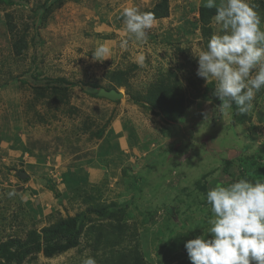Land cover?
I'll list each match as a JSON object with an SVG mask.
<instances>
[{
    "label": "rangeland",
    "instance_id": "1",
    "mask_svg": "<svg viewBox=\"0 0 264 264\" xmlns=\"http://www.w3.org/2000/svg\"><path fill=\"white\" fill-rule=\"evenodd\" d=\"M155 1L0 0V243L10 238L25 241L33 231L40 233L42 227L53 224L52 220L63 214L57 213L52 220L48 213L42 215L37 204L40 199L33 197L38 191L28 194L30 186L22 185L20 180L26 183L32 176L49 175L47 168L63 176L53 162L43 163L58 153L70 156L76 149L72 145L87 142L82 140L85 134L102 136L104 129L100 126L121 100L93 96L84 90V85H115L112 76L122 70L119 64L126 65L127 85L118 87L127 96L122 98L126 100V110L134 107L144 115L151 112L154 118L161 117L159 130L165 140L152 150L146 140L143 149L149 151L148 155L124 171L122 182L86 188L94 200L82 199L78 210L70 207L67 216L89 205H117L105 217L86 214L78 246L52 256L43 250L33 251L22 264H82L88 256L99 263L105 256L129 255L131 251L135 254L128 257L130 264L137 260L140 264H191L184 245L207 233L211 218L205 199L207 189L241 178L264 181V129L259 130L263 134H256L254 126L245 119L242 122L246 125L241 126L240 113L234 116L233 108L221 112V101L213 95L215 82L208 86L211 92L198 96L191 93L199 101L186 110L185 123L166 122L147 104L132 100V96L147 95L150 84L167 71L156 74L148 85V80L143 79H148V71L143 69L139 75L142 80L137 81L134 75L140 68L136 62H129L128 55L134 57L132 51H141L144 44L137 42V48L128 44L120 52V32L114 29L119 27L123 7H136L144 13ZM172 6L175 11L181 4L172 0ZM259 6L255 10L264 27V8ZM190 8L194 11L196 5ZM191 17L194 16L189 12L188 19L198 22L203 34V24L219 33L220 26L214 19ZM125 39L129 43L136 41L128 33ZM99 44L110 48L111 58L93 59L92 53ZM57 77L69 81L60 93L47 86ZM36 94L40 96L37 102ZM181 130H185L184 136ZM4 145L34 155L39 167L22 164L21 157L16 158L14 165L2 167ZM22 172L28 174L25 179L19 175ZM9 192L15 195L10 197ZM96 226L99 230H92ZM109 235L119 237L118 243L105 246L102 237ZM0 263L9 264L1 253Z\"/></svg>",
    "mask_w": 264,
    "mask_h": 264
},
{
    "label": "crops",
    "instance_id": "2",
    "mask_svg": "<svg viewBox=\"0 0 264 264\" xmlns=\"http://www.w3.org/2000/svg\"><path fill=\"white\" fill-rule=\"evenodd\" d=\"M176 1L181 4V7L178 8L179 10L175 9L174 11L172 0H169L170 14L166 17L154 19L153 27L148 30L147 40L141 42V44H144L141 51L136 53L132 51L131 56L134 57L128 55V58L130 60L129 62L132 63L133 61L135 62V57L138 54H143V66H140L136 62L140 70L136 72L134 77H137V81L142 80L139 77L140 72L143 69L147 70L148 79L145 77L143 79L148 80V85L153 82L160 72L168 70L175 71L180 79L183 92L188 98V108H191V106L195 107L199 101L198 97H193L191 93H194V96H198L201 92H211L209 88L211 82L207 83L205 81L203 83L204 79L198 77L196 74L198 62L192 52L197 49L196 46L201 48L200 45H202V48H206L208 39L216 33L212 31V34L209 36L204 35L201 31V25L198 22H192L191 19H188L189 12H191L194 16L191 18H197L199 20L202 8H206L203 6L204 0ZM250 3L254 8L260 4L263 6H259V8H264V0H250ZM193 4L196 5L194 11L190 8ZM214 17L211 18L214 19ZM118 25V29L114 30L120 32V35L117 37L120 44V40H124L127 34L124 30L122 17H120ZM117 40L115 43H117ZM129 44H132V47H138L137 41L130 42ZM120 52H124V49H121ZM118 68L125 70L126 65L119 64ZM136 90L141 91V88L136 86ZM124 96L127 97L126 95ZM120 100L118 105H114L113 111L110 112L106 121L100 126L104 129L102 136L97 137L85 134L82 140L87 142L85 144L79 142L78 144L72 145L76 149L70 156L67 153H65V156L62 153H58L52 155V159L43 163L44 165H50L53 162L54 168H57V171L60 170L63 176L59 175V172L54 173L52 169L47 168L49 175H45L44 177L38 176V178L32 176L26 183H23L24 180H20L22 185L30 186V189L27 190L28 194H33V190L38 191L37 194L34 192L33 197L40 199L37 204L40 211H42V215L45 216L48 213L50 220H52V216L61 212L63 214H59L60 217H67L66 214H69L70 207L74 206V209L78 210V207L83 203V198L76 197L71 188L73 189L79 186L83 190L86 188L90 190L96 187H102V185L111 186L116 182H122L124 171L134 164L136 160H140L148 155L149 151L143 149V144L146 140L151 143L149 146L150 150L163 145L165 140H162L163 135L159 130V120L161 117L156 119L151 112H148V115H144L142 112L139 113L134 107H131L127 111L126 100ZM91 120L94 121V118L92 117ZM181 120L183 123L186 122L187 112ZM245 122L250 123L249 125L251 127L254 126L253 131H256L258 135L260 134L259 130L264 129L262 128L264 126V91L260 90L256 94L255 100L253 101V108L248 112V119ZM245 122L240 123V125H246ZM184 134L185 130H181V135L184 136ZM157 140L161 142L156 144L155 141ZM166 142L168 141L166 140ZM7 146L4 145L6 148ZM4 147V165L2 167L10 163V165H14L17 162L16 158L19 157L22 158V164H29V166L35 168L39 167L40 163H38L37 158H34V155ZM5 150L7 151L5 152ZM72 150L70 149V151ZM17 166L20 167L21 165ZM25 166L23 165L22 167ZM84 183H88V186L84 185ZM29 196L31 202H33L34 199L31 195ZM56 219L57 217L54 220ZM54 220L52 221L55 222Z\"/></svg>",
    "mask_w": 264,
    "mask_h": 264
},
{
    "label": "clouds",
    "instance_id": "3",
    "mask_svg": "<svg viewBox=\"0 0 264 264\" xmlns=\"http://www.w3.org/2000/svg\"><path fill=\"white\" fill-rule=\"evenodd\" d=\"M203 6L216 9L214 20L220 30L211 35L206 48L192 52L198 62L196 74L207 83L215 82L213 95L221 101V112L234 104L240 114H245L264 88L261 18L250 0H204ZM121 16L125 32L137 42H145L154 25L153 14L123 7ZM128 44L124 39L120 48L126 50ZM92 56L97 61L111 58L110 48L99 44ZM135 62L143 66V54H138ZM205 199L211 212L207 233L184 245L191 264H264V181L241 178L216 183L207 189ZM82 264L97 261L88 256Z\"/></svg>",
    "mask_w": 264,
    "mask_h": 264
},
{
    "label": "trees",
    "instance_id": "4",
    "mask_svg": "<svg viewBox=\"0 0 264 264\" xmlns=\"http://www.w3.org/2000/svg\"><path fill=\"white\" fill-rule=\"evenodd\" d=\"M144 12L152 13L154 19L166 17L170 14L169 0H158L151 8L146 9ZM215 14V8H202L201 10V18L204 20L210 19L215 16ZM203 30L205 34L209 36L212 32V27L208 26L207 29L204 25ZM112 78L115 85L105 86L107 89H118L120 86L127 85V72L124 69L117 70ZM68 83L69 81L67 79L57 77L52 79L47 86L50 85L54 91L60 93L62 86H65V84ZM93 85L100 86L99 84ZM39 90H41V86ZM39 98L40 96L36 94L35 102H37V100L39 101ZM131 98L136 103L147 104L151 111L159 114L162 116L164 121L169 123H175L181 120L188 108V98L183 92L177 73L172 70H168L166 73L160 74L158 79L153 84H150L147 95H139L137 97L132 96ZM232 108L234 110L233 112H235L234 116H236L238 114V109L234 104ZM244 119H248V112L240 114V122L244 121ZM71 190L74 192L76 197H82L86 202L94 200V196L90 195L89 191L83 190L79 186L74 187L73 189L71 188ZM86 191L87 193H85ZM115 207H117V205L114 203H106L95 208L90 207L89 205L85 210L77 212L74 216H67L64 218L60 217L53 224L42 227L40 233L36 230L33 231L25 241H21V239L17 238H10L5 242H1L0 253L6 257L9 264H12L13 262L22 264L26 256L33 251L43 250L44 254L47 256L65 252L80 244V237L83 231V221L87 213L93 212L97 213L100 217H105ZM94 229L99 230V227L96 226L95 228H92V230ZM118 241L119 237L111 238L110 235L102 237V242L105 243V246H113V244L118 243ZM133 254H135L134 251H131L129 255L128 253H120V255L116 254L110 258L105 256L104 259L99 263L97 262V264H130L128 257H133ZM136 264H140V261L137 260Z\"/></svg>",
    "mask_w": 264,
    "mask_h": 264
},
{
    "label": "water",
    "instance_id": "5",
    "mask_svg": "<svg viewBox=\"0 0 264 264\" xmlns=\"http://www.w3.org/2000/svg\"><path fill=\"white\" fill-rule=\"evenodd\" d=\"M84 90L94 96L104 97L111 101L120 100L124 97V93L116 88L107 89L104 86H95V85H84ZM28 176L26 172L20 173V177L25 179ZM12 264H17L13 262Z\"/></svg>",
    "mask_w": 264,
    "mask_h": 264
}]
</instances>
